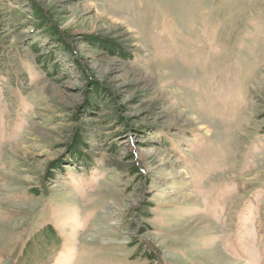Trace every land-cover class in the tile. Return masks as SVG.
Returning a JSON list of instances; mask_svg holds the SVG:
<instances>
[{
    "label": "rangeland",
    "instance_id": "374dc122",
    "mask_svg": "<svg viewBox=\"0 0 264 264\" xmlns=\"http://www.w3.org/2000/svg\"><path fill=\"white\" fill-rule=\"evenodd\" d=\"M0 264H264V0H0Z\"/></svg>",
    "mask_w": 264,
    "mask_h": 264
},
{
    "label": "trees",
    "instance_id": "16d2710c",
    "mask_svg": "<svg viewBox=\"0 0 264 264\" xmlns=\"http://www.w3.org/2000/svg\"><path fill=\"white\" fill-rule=\"evenodd\" d=\"M36 10H37L38 13H41L42 14L41 16L43 18L45 17V15H44V13H43V11L41 9H36ZM50 28H51V32L54 34V36H56L57 39L60 42L64 43V46H65L66 50H68L69 52H72V49H71L69 43L67 42V39H66L65 34L62 33V32H60L58 30L57 26H55V25H51ZM95 91H97V92H103V91L106 92L107 89L104 88V87H102L100 85V83L95 82ZM77 141H78V144L77 145L75 144L74 146H72V149H71L72 154L74 156H76V157H78V156L79 157H83V156H85V154L81 151V148H82V146H85V145L82 142H79V137L77 138ZM133 170H137V168L134 166L133 167ZM51 233H52V235H55V233H54L53 230L51 231ZM155 252H156V250H149L148 253H147V255L151 259H154L155 258V255H153V254H155Z\"/></svg>",
    "mask_w": 264,
    "mask_h": 264
}]
</instances>
